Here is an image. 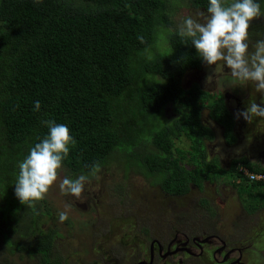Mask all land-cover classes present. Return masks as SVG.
<instances>
[{"label": "trees", "instance_id": "obj_1", "mask_svg": "<svg viewBox=\"0 0 264 264\" xmlns=\"http://www.w3.org/2000/svg\"><path fill=\"white\" fill-rule=\"evenodd\" d=\"M190 2L208 7V0ZM257 2L264 10V0ZM168 24L162 0H0L1 206L3 192L15 190L18 164L47 135L45 120L67 125L75 139L64 161L74 175L87 173L96 162L103 168L118 159L127 171L138 172L174 197L184 196L201 179L213 180L210 172H191L173 156V140L182 133L180 111L163 124L158 116L182 94L192 103L211 98L207 110L228 144L235 142L233 120L222 98L200 87L180 90L173 71L199 68L202 59L191 41L176 32H166V51L155 50L157 29ZM150 52L153 57H148ZM145 75L151 83L141 86ZM36 101L39 111L34 110ZM199 110L194 104L189 115L195 140L209 133ZM232 164L235 177L245 181L233 187L253 202L247 207L253 212L263 200L252 189H264V184L249 182L237 166L255 173L264 169L240 160ZM36 209L21 205L13 213L0 210V240L16 245L10 250L39 256L41 264H58L49 261L56 233L39 227L45 216ZM15 234L24 242L12 241Z\"/></svg>", "mask_w": 264, "mask_h": 264}, {"label": "rangeland", "instance_id": "obj_2", "mask_svg": "<svg viewBox=\"0 0 264 264\" xmlns=\"http://www.w3.org/2000/svg\"><path fill=\"white\" fill-rule=\"evenodd\" d=\"M162 1L169 24L157 29L156 51L167 50L166 32L178 33L186 17L203 22L198 13L208 15L207 9L195 7L190 0ZM249 32L251 50L257 40L264 39V16L251 22ZM153 54L150 52L148 57ZM201 63L196 69L173 71L176 84L184 92L200 87L222 98L229 116L236 120L235 129L232 127L235 142L226 143L223 129L210 118L207 106L211 98H196L192 103L182 94L175 105H168L158 117L163 124L178 117L176 111H180L182 133L173 140V156L180 157L181 165L191 172H210L213 180L201 179L184 196H169L138 172L127 171L118 159L101 168L99 179L85 185L81 200L63 195L57 180L46 198L36 205L38 214L45 216L39 227L45 233H56L51 244V263L264 264V189H252V195L262 196L263 203L248 212L247 207L253 202L246 194H237L233 187L245 185V181L240 182L232 171L235 160L264 169V119L257 118L248 124L235 115L249 101L264 106V95L250 91L254 84L234 81L225 67H216L214 72L215 66ZM137 71L139 74L140 70ZM209 75L213 78L206 82ZM151 80L150 75H145L140 85H149ZM194 104L200 108L202 124L209 129L199 140H195L189 124ZM64 176L74 179L79 175L64 168L61 179ZM3 194L6 201L3 199L0 210L10 208L13 213L22 205L14 189L10 195ZM66 205L71 207L66 209ZM66 210L68 219L61 223L59 213ZM10 239L24 242L17 234ZM10 244L6 238L0 240V264H41L39 256L10 250L9 247H16Z\"/></svg>", "mask_w": 264, "mask_h": 264}, {"label": "clouds", "instance_id": "obj_3", "mask_svg": "<svg viewBox=\"0 0 264 264\" xmlns=\"http://www.w3.org/2000/svg\"><path fill=\"white\" fill-rule=\"evenodd\" d=\"M42 3V0H34ZM207 16L199 22L186 17L179 27V36L190 40L198 56L205 65L227 67L234 81L242 85H255V90L264 95V39L257 40L250 50L251 22L264 16V10L257 0H208ZM212 75L206 82L212 80ZM264 104V103H262ZM34 110H40V102H34ZM237 119L243 118L251 124L257 118L264 119V106L249 101L243 110L235 114ZM42 123L48 133L30 148L27 157L18 164L19 175L15 183V196L19 202L30 209L43 201L50 189L60 180L59 188L63 195H71L81 200L85 185L92 179H99L101 165L96 162L89 166L87 173L76 178L64 176V161L69 157L76 141L65 124H57L53 120ZM66 205V209L70 208ZM68 219V212L59 213V221Z\"/></svg>", "mask_w": 264, "mask_h": 264}, {"label": "built area", "instance_id": "obj_4", "mask_svg": "<svg viewBox=\"0 0 264 264\" xmlns=\"http://www.w3.org/2000/svg\"><path fill=\"white\" fill-rule=\"evenodd\" d=\"M237 171L242 177L247 178L249 182L255 181L264 184V173L250 172L248 168L240 164L237 166Z\"/></svg>", "mask_w": 264, "mask_h": 264}, {"label": "flooded vegetation", "instance_id": "obj_5", "mask_svg": "<svg viewBox=\"0 0 264 264\" xmlns=\"http://www.w3.org/2000/svg\"><path fill=\"white\" fill-rule=\"evenodd\" d=\"M202 64V63H201ZM201 66V65H200ZM225 69H227V67L225 66ZM228 70V69H227ZM250 89V91L251 92H256V90H255V88L254 87H252V88H249ZM229 111V110H228ZM232 115V114H231ZM232 120H233V127H234V129H235V127H236V120H235V118H234V116L232 115ZM233 133V132H232ZM234 135V134H233ZM235 137V136H234ZM262 157L264 158V151H263V154H262ZM240 165H242V164H240ZM222 247L221 248H219V251H222ZM152 250H153V248H152ZM152 250H151V254H150V258H151V260H152V254H153V252H152ZM160 250V249H159ZM189 253H190V250H187ZM160 252V251H159ZM172 255L173 253L172 252H169V255ZM225 259H227V256L225 257ZM235 264H239V262H235Z\"/></svg>", "mask_w": 264, "mask_h": 264}]
</instances>
